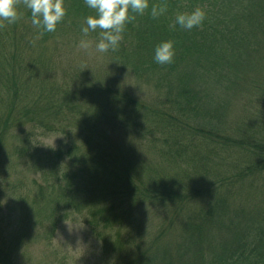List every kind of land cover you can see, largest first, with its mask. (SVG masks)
Returning a JSON list of instances; mask_svg holds the SVG:
<instances>
[{
  "label": "trees",
  "instance_id": "obj_1",
  "mask_svg": "<svg viewBox=\"0 0 264 264\" xmlns=\"http://www.w3.org/2000/svg\"><path fill=\"white\" fill-rule=\"evenodd\" d=\"M152 4L167 11L154 19ZM64 6L56 31L38 40L22 0L23 16L0 22V195L5 172L28 157L26 192L34 191L45 220L34 230L32 209L20 208L18 232L0 226V264H16L26 241L46 231V244L60 222L84 211L109 262L125 252L118 223L145 208L165 224L148 242L141 236L121 264H264V0H149L118 50L105 53L113 72L91 82L49 54L93 14L84 0ZM196 7L206 13L200 27L169 28L178 12ZM167 39L176 55L160 65L153 49ZM127 76L153 83L156 95L122 89ZM212 89L221 92L213 97ZM103 124L109 131L96 129ZM33 131L66 141L42 150L31 146ZM14 216L0 207V224ZM172 227L177 235L160 241Z\"/></svg>",
  "mask_w": 264,
  "mask_h": 264
},
{
  "label": "rangeland",
  "instance_id": "obj_2",
  "mask_svg": "<svg viewBox=\"0 0 264 264\" xmlns=\"http://www.w3.org/2000/svg\"><path fill=\"white\" fill-rule=\"evenodd\" d=\"M80 22V20H77ZM83 23V22H82ZM71 26L68 23V26ZM92 41V48L89 50L81 49L79 41L81 39V33L71 34L66 37H58L60 41L56 47V52L51 50L53 45H49V54L52 58L59 57L63 60V65L68 66L73 72L81 76L89 78L91 82L92 76H97L96 72L103 74L104 72H113L112 61L107 58L105 53H98L95 51L94 45L98 38L96 32H90L89 37ZM185 72H190L188 68H185ZM122 89L131 91V94L138 98L145 97V89L150 92V95L145 98L149 100L154 97L153 83L145 85L144 79L142 83L134 82L132 77H124L122 80ZM145 88V89H144ZM120 89L121 92L128 93L125 90ZM219 89H212L211 93L214 97V93H220ZM219 95V94H215ZM100 131H109L110 127L107 124H103L101 127L96 128ZM35 136L31 141V146L38 143L41 149L57 150L59 145L66 141V136L60 134L42 135L40 131H33ZM111 135V134H110ZM109 135V136H110ZM69 142L65 143L62 148H66ZM9 149V150H8ZM42 149V150H43ZM6 154L11 155L13 153L12 148L7 147ZM31 163L27 157L25 159H17L16 162L5 172V179L2 181V185H7L4 191V195H0V207L6 206L12 211L16 212L12 224H0L2 229L7 232L16 230L18 232V226L21 224L19 215L20 208L28 210L32 209L34 214L35 226L34 230L41 229L37 228V224H44L45 220L40 214L41 204L38 201L34 191L26 192V188L33 190L31 175L28 174L22 166ZM26 172V173H22ZM24 180V181H22ZM23 200V201H21ZM9 202L8 206L6 203ZM7 211V210H6ZM158 211H149L147 208L140 210L139 212L129 216V218L123 217L118 224H124V230L121 231L120 242L123 244L125 250L124 255L116 251L113 257L108 262L103 258V253L100 251L101 244L96 241L85 224H89L90 217L86 211L82 212L81 216L77 214L73 215L66 221L59 223L55 233L50 236L51 238L45 244L44 241L48 235L46 231H42L39 238H35L32 241H26L27 245L23 249L16 252V264L24 261V264H121L122 260L128 256L135 254L138 247V239L142 236L147 242L152 238L157 237L161 224H165L161 221L162 215H159ZM88 218V222L87 221ZM117 227V226H116ZM116 227L113 235L117 234ZM1 229V228H0ZM174 228H170L165 233V237L161 238L160 241L167 239L168 233ZM174 235H177V231L174 230ZM149 234V235H148ZM117 238V237H116ZM115 238V240H116ZM33 244V245H32ZM208 257L207 254H205ZM22 257V258H21ZM103 258V259H102Z\"/></svg>",
  "mask_w": 264,
  "mask_h": 264
},
{
  "label": "clouds",
  "instance_id": "obj_3",
  "mask_svg": "<svg viewBox=\"0 0 264 264\" xmlns=\"http://www.w3.org/2000/svg\"><path fill=\"white\" fill-rule=\"evenodd\" d=\"M24 8L29 10L31 23L37 29L35 39H40L46 32H55L57 25L66 15L65 0H22ZM93 14L87 15L80 26L79 47L92 48L88 38L90 32H96L95 51L106 53L117 51L126 25L135 20L136 15H143L149 9V0H84ZM167 11V4H152L150 16L158 18ZM23 16L18 0H0V22L13 24ZM206 17L205 11L196 7L191 11L178 12L169 25L171 30L177 27L191 30L200 27ZM176 55L174 41L162 40L154 46L153 60L160 65L171 64Z\"/></svg>",
  "mask_w": 264,
  "mask_h": 264
}]
</instances>
